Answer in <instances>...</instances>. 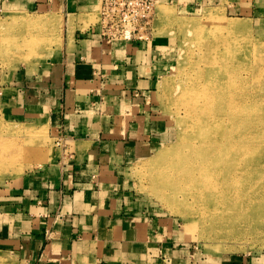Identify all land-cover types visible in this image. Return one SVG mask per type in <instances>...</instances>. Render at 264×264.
Wrapping results in <instances>:
<instances>
[{"label": "crops", "instance_id": "0c3cea01", "mask_svg": "<svg viewBox=\"0 0 264 264\" xmlns=\"http://www.w3.org/2000/svg\"><path fill=\"white\" fill-rule=\"evenodd\" d=\"M166 48L164 38L154 36L107 42L95 28L77 31L33 73L45 87L31 89L39 93L32 106L37 112L18 121L49 123L63 145L53 163L0 185L2 249L23 264L187 261V244L177 240L172 224L137 210L120 185L125 159L147 153L162 137L152 113L127 119V108L153 92ZM121 116L123 125L116 121Z\"/></svg>", "mask_w": 264, "mask_h": 264}, {"label": "rangeland", "instance_id": "374dc122", "mask_svg": "<svg viewBox=\"0 0 264 264\" xmlns=\"http://www.w3.org/2000/svg\"><path fill=\"white\" fill-rule=\"evenodd\" d=\"M99 3L100 0H0V155L6 156L13 152L14 158L23 157L22 162H16L18 169L9 170L6 174L0 173V185L11 177L38 170L42 164L44 167L53 163L59 154L58 148L63 145V140H59L57 132L49 123L43 120V123L18 121L23 116H29L30 112H37L32 108L38 102L35 99L39 98V93L35 91L43 90L45 86L38 74L33 73L38 72L45 62L57 54L59 48L54 49L46 60L34 58L31 62L17 61L19 57L14 50L20 46L21 38L15 34L22 26L10 28L6 25L18 14L41 20L49 18V23L40 24L34 30L38 32L37 35H42L45 43L42 44V50H46L54 39L60 40L61 48L65 38L68 43L72 41L75 32L83 33L97 27ZM181 19L194 24L192 28L196 38L191 30L179 32L176 24ZM223 19L244 22L242 24L245 27L241 29L244 33L254 31L264 35V0H156L150 33L154 37L164 38L167 48L161 55L153 92L139 101H132L133 106L127 108L130 111L127 119L135 112L152 113L159 121L162 137L145 154L133 157L124 155L127 158L119 168L122 176L120 185L129 194L137 210L165 220L162 221L165 225L172 224L177 240L186 243L188 248V259L181 264H237L240 260L245 262L250 258L264 260V237L257 241L242 239L235 242H213L208 238L209 223L203 220L204 217L200 218L184 209L181 214L173 212L156 193L154 171L165 163L164 159L158 162L157 158L170 150L181 131L178 116L174 113L177 107L169 102V97L175 94V88L183 81L189 67L194 66L198 54L209 53L214 46L218 34L223 31ZM15 76L21 80L20 87L16 86L18 83L14 81ZM138 104L140 106H136ZM123 112L121 110V114ZM122 117L116 121L123 125L125 119ZM174 146L169 153L173 152ZM118 156L121 157L120 154ZM246 241L258 244L251 248ZM0 264L23 262L13 251L0 247Z\"/></svg>", "mask_w": 264, "mask_h": 264}, {"label": "bare ground", "instance_id": "6f19581e", "mask_svg": "<svg viewBox=\"0 0 264 264\" xmlns=\"http://www.w3.org/2000/svg\"><path fill=\"white\" fill-rule=\"evenodd\" d=\"M47 21L18 14L6 25L22 26L15 34L21 38L17 61L48 59L60 48L54 39L42 50V35L34 28ZM242 23L222 20L214 46L198 54L169 97L181 131L173 152L161 154L158 162L165 163L154 171L159 198L173 212L204 217L208 238L216 243L264 237V35L242 32ZM193 25L182 19L176 24L180 33L191 30L196 38ZM14 156H1L0 173L23 161ZM248 242L251 248L258 244Z\"/></svg>", "mask_w": 264, "mask_h": 264}, {"label": "built area", "instance_id": "2783aa9c", "mask_svg": "<svg viewBox=\"0 0 264 264\" xmlns=\"http://www.w3.org/2000/svg\"><path fill=\"white\" fill-rule=\"evenodd\" d=\"M155 2L100 0L99 21L95 29L107 42L149 40Z\"/></svg>", "mask_w": 264, "mask_h": 264}]
</instances>
